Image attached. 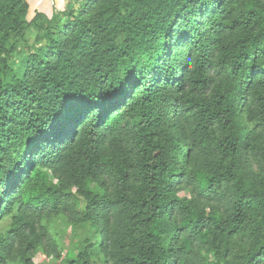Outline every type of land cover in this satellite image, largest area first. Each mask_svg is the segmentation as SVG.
<instances>
[{"label": "trees", "instance_id": "1", "mask_svg": "<svg viewBox=\"0 0 264 264\" xmlns=\"http://www.w3.org/2000/svg\"><path fill=\"white\" fill-rule=\"evenodd\" d=\"M33 4L0 0V264L59 215L67 264H264V0Z\"/></svg>", "mask_w": 264, "mask_h": 264}, {"label": "rangeland", "instance_id": "2", "mask_svg": "<svg viewBox=\"0 0 264 264\" xmlns=\"http://www.w3.org/2000/svg\"><path fill=\"white\" fill-rule=\"evenodd\" d=\"M68 0H34L31 6L29 19L34 17L36 11H41L51 15L54 10L63 9L67 6ZM31 38L32 45L35 44V37ZM182 197L190 196L189 191L179 193ZM9 222L0 225V231L8 228ZM47 226L52 240L50 242L45 239L43 245L36 251L33 257L34 264H67V260L71 255L77 254L84 233L80 227L71 222L70 218L65 215L56 216L50 221L43 222ZM54 244L57 252L52 246ZM11 264H20L14 262Z\"/></svg>", "mask_w": 264, "mask_h": 264}]
</instances>
